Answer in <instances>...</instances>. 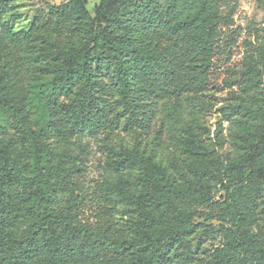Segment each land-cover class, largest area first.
Instances as JSON below:
<instances>
[{"label":"trees","instance_id":"16d2710c","mask_svg":"<svg viewBox=\"0 0 264 264\" xmlns=\"http://www.w3.org/2000/svg\"><path fill=\"white\" fill-rule=\"evenodd\" d=\"M7 6L8 0H0V40L26 49L22 42L31 34L11 30L4 17ZM190 8L179 0H99L91 16L85 0H68L55 17L88 42L75 52L64 46L28 47L35 53L28 55L30 62H41L30 111L45 128L61 129L60 124L96 128L95 110L100 101L95 85L104 84L100 73L105 72L113 80L128 121L144 129L153 117L144 120V114L155 101L208 81L210 58L222 47L221 34L230 18ZM234 41L235 36L229 34L223 47L230 49ZM5 87L0 82V93ZM72 95L68 101L59 100ZM1 110L18 117L17 106L0 96ZM237 111L260 123H239L240 154L227 167L220 204L224 211L219 218L221 240L205 264H239L240 259L246 264H264V231H254L264 179V112L243 102ZM22 137L32 158L30 174L19 165L23 142L14 144V154L0 153V264H170L177 243L188 259L186 242L196 225L194 214L181 211L173 199L211 203V193L204 185L189 179L178 182L161 161L145 151H114L109 165L121 178L114 189L136 212L137 221L134 236L109 238L104 243L91 226L74 222L69 208L53 209L64 177L58 166L54 169L49 163L39 133ZM186 142L195 148L189 132ZM122 172L134 178L123 179ZM168 223L175 224L173 230L162 234V225ZM18 225L23 227L21 233L15 228ZM106 244L113 251L109 258L103 256Z\"/></svg>","mask_w":264,"mask_h":264},{"label":"rangeland","instance_id":"374dc122","mask_svg":"<svg viewBox=\"0 0 264 264\" xmlns=\"http://www.w3.org/2000/svg\"><path fill=\"white\" fill-rule=\"evenodd\" d=\"M67 1L8 0L4 10L8 26L12 31H29L31 36L22 42L23 46L27 44L26 49L0 40V82L6 85L0 96L19 111L17 119L9 110L0 111V153L14 154V144L23 142L19 165L30 174L32 158L22 135L39 133L49 153V163L54 169L59 167L58 173L64 177L63 189L53 199V209L69 208L73 221L91 226L104 243L109 238H131L137 221L136 212L114 189L121 178L109 165L112 153L138 149L153 155L178 182L195 180L211 193L212 201L208 204L173 199L181 211L193 212L192 223L196 225L187 237L188 259L181 255L182 248L177 243L170 254V264H205L221 240L219 218L224 211L220 204L227 167L240 154L239 123L241 120L255 126L260 123L238 113L237 106L243 102L264 112V0H179L180 5L191 7L192 12H210L217 17L227 15L230 20L223 27L220 51L210 58L208 81L188 85L177 95L155 101V106L144 114V120L153 116L144 129L128 121L117 100L113 80L105 72L100 73V80L106 85H95L100 101L99 109L95 110L96 128L77 129L61 124V129L45 128L29 108L41 62H30L28 55L35 53L28 51V47L64 46L75 52L88 42L83 35L72 34L55 17V12ZM98 3L99 0H85L91 16ZM229 34L235 36L230 49L222 44ZM188 66L182 69L187 71ZM78 88L77 84L73 90ZM73 96H61L59 100L68 101ZM188 132L197 150L186 142ZM121 175L123 179L134 178L129 172ZM261 187V206L254 231H264V209L261 208L264 179ZM174 226V223L162 225L160 232H170ZM15 228L18 233L23 230L19 225ZM261 244L264 246V239ZM106 246L103 256L109 258L113 251L109 244ZM245 261L240 259L239 264H246Z\"/></svg>","mask_w":264,"mask_h":264}]
</instances>
